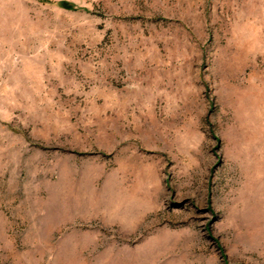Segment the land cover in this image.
<instances>
[{
	"label": "rangeland",
	"instance_id": "obj_1",
	"mask_svg": "<svg viewBox=\"0 0 264 264\" xmlns=\"http://www.w3.org/2000/svg\"><path fill=\"white\" fill-rule=\"evenodd\" d=\"M0 264H264V0H0Z\"/></svg>",
	"mask_w": 264,
	"mask_h": 264
}]
</instances>
